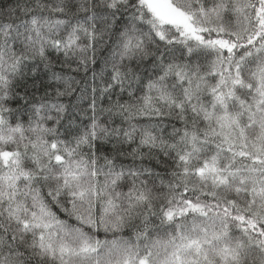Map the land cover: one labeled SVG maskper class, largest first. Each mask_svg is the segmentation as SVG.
Returning a JSON list of instances; mask_svg holds the SVG:
<instances>
[{"label": "snow or ice", "instance_id": "6c2138e0", "mask_svg": "<svg viewBox=\"0 0 264 264\" xmlns=\"http://www.w3.org/2000/svg\"><path fill=\"white\" fill-rule=\"evenodd\" d=\"M0 264H264V0H0Z\"/></svg>", "mask_w": 264, "mask_h": 264}, {"label": "trees", "instance_id": "16d2710c", "mask_svg": "<svg viewBox=\"0 0 264 264\" xmlns=\"http://www.w3.org/2000/svg\"><path fill=\"white\" fill-rule=\"evenodd\" d=\"M5 3L7 2H10V0H4ZM102 55H105V53H102V50H99L97 51V54H96V58L98 61H101V63H98L96 65H89L90 68L92 67H95L96 69H99V67H101L102 65ZM60 59L62 60L63 57L61 56ZM52 60H53V63L55 64V70L56 71H59L61 69V64H60V61L56 59V54L53 53L52 54ZM73 68L76 66L75 65V62L72 63L71 65ZM69 74H72L75 76V79L80 81V83L77 85V90L79 91V89H82V88H89L90 87V84H91V77H92V73L91 71H89L87 73V76L85 77L84 73L81 71V73L79 74H75V73H69ZM38 79H44V76L43 74H41ZM29 84L32 83L31 80L28 81ZM130 230H126L124 232V235H130ZM101 238H103V234L101 233ZM110 238V237H109Z\"/></svg>", "mask_w": 264, "mask_h": 264}]
</instances>
